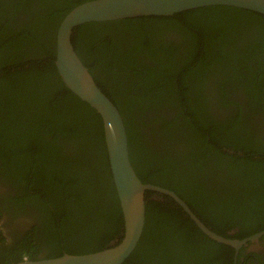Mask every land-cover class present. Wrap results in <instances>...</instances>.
Returning <instances> with one entry per match:
<instances>
[{
    "label": "trees",
    "instance_id": "obj_1",
    "mask_svg": "<svg viewBox=\"0 0 264 264\" xmlns=\"http://www.w3.org/2000/svg\"><path fill=\"white\" fill-rule=\"evenodd\" d=\"M35 1L17 24L0 9V264L96 253L124 232L101 119L54 64L60 22L91 0ZM71 43L118 109L143 184L174 192L219 236L264 231V143L238 137L248 114L228 101L242 91L264 118V16L211 6L86 23ZM233 253L147 192L142 236L123 264H233Z\"/></svg>",
    "mask_w": 264,
    "mask_h": 264
},
{
    "label": "water",
    "instance_id": "obj_2",
    "mask_svg": "<svg viewBox=\"0 0 264 264\" xmlns=\"http://www.w3.org/2000/svg\"><path fill=\"white\" fill-rule=\"evenodd\" d=\"M211 6L233 7L264 16V0H91L73 8L62 19L55 36L54 64L64 86L101 119L109 166L123 216L124 232L119 242L96 253L64 254L59 258L24 260L16 264H123L141 239L147 192L171 198L205 236L235 249L236 253L243 245L256 242L264 236V231L243 240L219 236L206 227L174 192L143 184L129 161L127 134L118 109L97 87L71 43L73 30L86 23L152 16L172 17L185 11Z\"/></svg>",
    "mask_w": 264,
    "mask_h": 264
},
{
    "label": "flooded vegetation",
    "instance_id": "obj_3",
    "mask_svg": "<svg viewBox=\"0 0 264 264\" xmlns=\"http://www.w3.org/2000/svg\"><path fill=\"white\" fill-rule=\"evenodd\" d=\"M25 1H28L27 3ZM36 5L35 0H24L21 3L20 1L16 0H0V9H4L12 15V17L15 18L16 23H18V20L21 22L23 21H29L32 17V12L30 13V18L26 20L27 14L29 13V8H26L29 4ZM31 11V10H30ZM26 23H21L20 26H25ZM230 92V91H229ZM228 101L230 102H237L239 106H241L239 109L243 111V114L248 116L243 117V120L240 118V122L238 125V122L235 124L237 125V130L239 133V138H244L243 136L250 137L252 140L258 141L260 143H264V118L260 117V115H256L253 113L252 108L248 107L246 104V101L244 99V93L242 91H237L236 94L232 95ZM235 108L233 106H229L226 109H224V113H220L219 116L222 119H225V115L229 112H235ZM223 111V110H222ZM237 114H238V110ZM149 116H152V114H148ZM237 116V115H236ZM147 117V116H146ZM145 122L148 124V120H145ZM246 123V124H243ZM248 125V126H247ZM238 126L248 128V132H246L245 135H242L241 131H239ZM157 131H159V126L155 127H148L146 129V132L150 136V132H153L152 139L155 140ZM151 137V136H150ZM242 155V154H240ZM151 200L153 201H160L159 198L156 196L152 197ZM238 233V229L234 228L233 230L227 232V235L230 236V240H243L240 238H234ZM245 239V238H244ZM233 249V248H232ZM232 261L233 264H261V261L264 263V239L262 237L258 239L256 242H249L246 245H243L236 253L235 249ZM240 254V256H238Z\"/></svg>",
    "mask_w": 264,
    "mask_h": 264
}]
</instances>
